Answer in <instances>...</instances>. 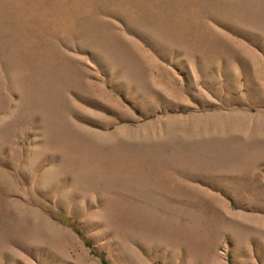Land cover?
Returning a JSON list of instances; mask_svg holds the SVG:
<instances>
[{
    "label": "rangeland",
    "instance_id": "rangeland-1",
    "mask_svg": "<svg viewBox=\"0 0 264 264\" xmlns=\"http://www.w3.org/2000/svg\"><path fill=\"white\" fill-rule=\"evenodd\" d=\"M0 264H264V0H0Z\"/></svg>",
    "mask_w": 264,
    "mask_h": 264
}]
</instances>
